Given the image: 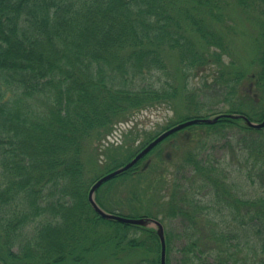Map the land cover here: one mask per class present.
Returning <instances> with one entry per match:
<instances>
[{
	"label": "trees",
	"instance_id": "trees-1",
	"mask_svg": "<svg viewBox=\"0 0 264 264\" xmlns=\"http://www.w3.org/2000/svg\"><path fill=\"white\" fill-rule=\"evenodd\" d=\"M235 13L258 33L237 32ZM254 35L264 37V0H0V264H160L156 229L102 218L89 187L186 119L262 120L264 49L244 54ZM217 102L227 109L200 112ZM163 104L177 108L174 117L155 131L136 128L135 114ZM123 122L133 126L122 140L106 141ZM218 139L230 149L224 173L198 158ZM169 146L172 157L162 158ZM176 160L194 182L166 180ZM137 175L152 181L132 191ZM241 176L254 195L237 190ZM196 183L210 191L203 204ZM125 193L142 206L155 193L169 205L159 210L165 218L185 222L178 264H264V127L224 116L186 126L102 183L95 200L112 210Z\"/></svg>",
	"mask_w": 264,
	"mask_h": 264
},
{
	"label": "rangeland",
	"instance_id": "rangeland-1",
	"mask_svg": "<svg viewBox=\"0 0 264 264\" xmlns=\"http://www.w3.org/2000/svg\"><path fill=\"white\" fill-rule=\"evenodd\" d=\"M234 20L236 22L235 25V29L237 32H239V29L242 27H249L248 31L249 34H257L258 33V29H260V27L258 26V24H253L252 22L249 23V21L245 18L242 17L241 15L239 16L237 13H235V15L233 16ZM255 41L252 45H245L244 46V50L245 53L247 55L248 58L252 59L254 57V53H258L260 48L262 47L261 50L264 49V37H259V36H255ZM263 44V45H262ZM249 64V63H247ZM250 70H254L255 69V65L253 64L252 66H250ZM192 86H195L197 83V77L192 76ZM197 86V85H196ZM247 87L244 86V88ZM175 109H177L174 105L171 106H166L165 104L157 106V107H153L150 109H145L137 114L134 115V119L136 120H132V122H139L138 124H136V128L141 129V130H145V131H155L156 129H158L159 127L161 128V126H163L171 117H174L175 115ZM199 109V108H198ZM209 109L212 110H224L227 109L226 105L224 102H217V103H207V105L205 107L202 108V112L208 111ZM193 111V109L191 111L189 110H180V114H187V113H191ZM211 115H214V113H210ZM133 124L131 122H128V124L126 125L125 122L117 124L116 126V130L113 131V133L106 138V141L109 142H114L113 144H115L116 142L119 143L120 140H122V136L123 133L128 130L130 127H132ZM160 133V132H159ZM132 136H129V141L131 140ZM141 139H138V141ZM231 140L233 142H235L237 140V136H233V138H231ZM137 141V142H138ZM161 142V141H160ZM170 145L172 146H178L179 145V141H177V139L174 137H172L170 139ZM203 144V143H202ZM166 145V141L160 143V147H164ZM193 145V143H192ZM203 144V147L199 153L198 158L201 159H206L208 160V158L210 157L212 159L213 163L217 164H221L222 169H220V173H224V168L227 167L228 163L230 162V149H228V147L225 145V139H218L216 141H212L211 144H207L205 145ZM172 146H169L168 148L164 149L163 152V157L166 158H170L172 157ZM171 147V148H170ZM130 161V160H129ZM146 161V157L144 160H142V164L145 163ZM209 161V160H208ZM169 162H171V160H169ZM176 164L173 163H166L168 166V170L166 172V180H170V182H176V183H181V184H187V183H192L195 180H193L192 177H187L186 179L183 180V177L180 176V172L177 171V167L179 166L180 162L179 160H176ZM227 164V165H226ZM232 164V163H230ZM177 165V166H175ZM232 168L236 169L237 168V164L235 165V163H233ZM244 172V171H243ZM190 174V169L187 168L186 170V175L188 176ZM147 175V174H145ZM149 175H152L149 173ZM148 175V177H149ZM238 187L237 190L241 191L242 193L245 192L247 195H254V186L250 185V181L248 177H244L241 176V178H238ZM150 178H147V176H141V175H137L136 177H134V180H132V182H130V187L128 186V188H131L132 191L134 190V188L137 186L138 183H140L143 185H146L147 183H149ZM153 183V182H151ZM104 184V183H103ZM122 185V184H120ZM124 186H121V188H123ZM195 189L196 191L194 192V197L200 201V203L203 204V202L210 200L211 196H210V191H208L207 187H203V186H197V183L195 184ZM199 189V190H198ZM140 194V191H139ZM167 194V192H166ZM142 195V194H140ZM129 196V193H125L123 195V197H120V201L122 202V204H120V206H118L117 204L114 205L113 207H111L112 210L110 209H106L108 211H113V212H117L120 213L122 215H126V216H147V217H151L148 216V211H152V213H154L157 215L158 219H162L161 223L164 227V231L167 232L168 234H170V238H169V252H168V261L170 262V264H178L177 261H179L180 259V254L178 252V249L184 245L185 240L183 238H180L177 236V234H181L182 232L186 231L184 226H185V222H183L181 220L180 217H173V218H165L164 215L161 211L159 210H166L169 209V205L168 204H162L158 198H157V194L152 193V196H154V198L147 203L145 200L142 201V204L139 205L138 203H135V200H130L128 201L126 199V197ZM191 196L193 197V194H191ZM170 195H167V198H169ZM167 198L165 197L164 199H162L161 201L164 202L167 200ZM130 199V197H129ZM137 200V199H136ZM138 201V200H137ZM140 202V201H138ZM108 204H111V202H109ZM145 207H149V209L145 208ZM219 231H222L223 229L218 226ZM224 230H226L224 228ZM212 244V243H211ZM251 246L254 245V243H250ZM215 245V244H212ZM258 258H256L257 261ZM232 264V263H229ZM249 264H254V263H249ZM258 264V263H256Z\"/></svg>",
	"mask_w": 264,
	"mask_h": 264
},
{
	"label": "water",
	"instance_id": "water-1",
	"mask_svg": "<svg viewBox=\"0 0 264 264\" xmlns=\"http://www.w3.org/2000/svg\"><path fill=\"white\" fill-rule=\"evenodd\" d=\"M222 116L229 117V118H241L244 121V123L250 128L259 129V128L264 127V117L260 121H252L246 115H243V114L221 113V114H216L212 117H198V118L187 119L185 121L177 123L171 126L170 128L160 132L154 139H152L147 145H145L130 161L100 176L89 187L88 194H87V200L91 208L97 214H99V216H101L102 218H105L108 220H115V221L122 222V223L133 224V225H143V226L154 227L156 229L157 235L159 237L160 245H161L160 264H165V236H164V229L160 221L155 218H151V217H145V216L130 217V216H125V215H121L115 212L104 210L95 200V191L105 181L129 169L142 156H144L151 148H153L158 142L162 141L164 138H166L168 135L172 134L173 132L185 126L191 125V124L214 123Z\"/></svg>",
	"mask_w": 264,
	"mask_h": 264
}]
</instances>
